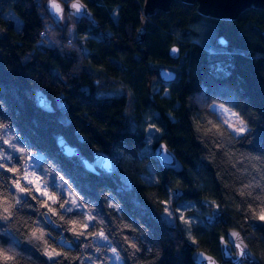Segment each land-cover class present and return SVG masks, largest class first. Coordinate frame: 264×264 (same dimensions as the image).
Here are the masks:
<instances>
[{
  "label": "trees",
  "instance_id": "16d2710c",
  "mask_svg": "<svg viewBox=\"0 0 264 264\" xmlns=\"http://www.w3.org/2000/svg\"><path fill=\"white\" fill-rule=\"evenodd\" d=\"M143 3L90 0L89 8L97 22L83 18L77 23L78 31L90 35L87 46L80 45L75 34L70 37L80 49L78 56L75 50L63 48L64 36L59 46L47 35L36 43L43 20L35 11L39 0H0V119L10 120L21 134L19 142L43 156L37 167L49 160L58 165L75 189L95 202L101 213L105 193L120 200L127 218L148 227L149 239L162 247L159 264H192L191 248L185 242L179 252L174 250L169 233L177 239H182V234L171 223L160 221L144 199L155 190L137 187L132 165L121 167L123 157L118 149L150 161L146 174L139 179L151 186V176L160 174L162 199L170 186L184 192L177 203L216 200L223 205L222 210L211 222L206 217L214 213L201 216L198 231L202 233L201 246L220 260L219 236L246 220V214L236 211L244 198L230 185L241 186L235 180L238 170L243 173L248 169L257 178L264 176V13L246 10L236 20L222 22L198 15L195 5L174 1L169 13L158 11L148 18L144 39L137 42ZM113 9L119 16L112 15ZM8 10L20 17L19 29L12 19L4 18ZM44 14L48 15L46 7ZM55 27L63 31L64 26L55 22ZM218 38L226 41L224 45ZM174 43L180 46L178 59H170L167 54ZM78 58L83 62L77 63ZM161 67L173 70L176 78L172 82L160 80L157 71ZM101 75L131 85L135 94L128 103L129 115L120 106L125 92L115 93L121 99L96 98L99 89L92 85V77ZM201 85L206 86L204 99L219 96L248 114L255 127L249 133L253 137L251 145H237L236 154L227 155L228 149L221 151L211 141L205 142L207 129L188 103V96L200 92ZM166 88L170 90L168 95L163 94ZM112 91L106 89L105 94ZM37 95H42L47 104L40 107ZM169 109L177 122L169 120ZM143 116H150L165 130L163 139L178 154L182 172L164 170L153 158L151 150L162 137L152 132L154 142L146 145ZM60 135L77 149V156L66 157L59 151L56 140ZM94 152L111 157V173L95 175L84 170L79 157L91 161ZM199 184L204 187L197 191ZM248 223L254 227L248 241L251 251L264 264V224Z\"/></svg>",
  "mask_w": 264,
  "mask_h": 264
},
{
  "label": "clouds",
  "instance_id": "9594fccd",
  "mask_svg": "<svg viewBox=\"0 0 264 264\" xmlns=\"http://www.w3.org/2000/svg\"><path fill=\"white\" fill-rule=\"evenodd\" d=\"M89 2L39 0L40 6L35 11L43 20L36 43L47 35L59 46L62 44L60 37L64 36L66 42H63V48L75 50L79 56L80 49L70 37L75 34L80 45L87 46L90 35L86 31H78L75 18L82 19L86 15L93 23L97 22ZM45 7L48 15L44 14ZM112 15L119 16V11L113 9ZM51 17L64 26L63 31L55 27ZM194 42L199 43V40L194 38ZM220 42L226 41L220 38ZM44 43L47 44V41ZM179 52L178 44L170 46L172 55ZM82 62L78 58L77 63ZM61 79L66 81L67 77L61 75ZM92 85L99 89L97 99H121L115 93L125 92L120 106L124 114L129 115L128 103L135 94L130 84L122 79L114 80L108 75H101L92 77ZM205 87L201 85L200 92L188 96L189 109L197 112L203 128L207 129L205 142L211 141L221 151L228 149L227 155L236 154L237 145H251L253 137L249 133L254 132L255 127L254 123H250L248 114L219 96L211 95L204 99ZM106 89L114 91L106 95ZM169 91L166 88L163 94L168 95ZM167 115L173 123L177 122L172 109L168 110ZM142 127L148 145L153 144L148 133L154 132L162 137L158 142L161 153L173 157L178 155L163 139L165 130L150 116H143ZM20 139L21 134L12 122L0 119V264H125L126 259L128 264H159L163 257L162 247L149 239L148 227L127 218L120 200L109 198V194L105 193L102 197L104 211L101 213L95 202L86 200L75 189L58 165L49 160L37 167L33 160L36 150L29 148L27 143H20ZM118 151L123 157L119 163L132 165L130 171L135 176L137 187L155 190L144 199L160 221L165 225L171 222L172 228L182 234V239H177L176 235L169 233L174 240V250L179 252L187 242L191 248L189 255L192 264H221L210 249L201 246L199 237L202 233L198 229L201 216L218 213L223 205L214 199L198 202L187 199L183 203L187 206L177 207L179 197L174 193L183 194L181 189L167 187L162 199L160 174L151 176V186L139 179L140 175L146 174L144 170L150 161H141L135 153L125 149ZM152 166L155 168V164ZM235 180L241 186H230L244 198L236 211L246 214V220L239 227L228 228L226 235L219 236L218 244L225 260L231 261V264H246L252 255L248 241L254 228L248 221L264 224V176L257 178L244 169L243 173L238 170ZM203 187V184L197 185V191ZM246 228L249 229L247 233Z\"/></svg>",
  "mask_w": 264,
  "mask_h": 264
},
{
  "label": "water",
  "instance_id": "95a60500",
  "mask_svg": "<svg viewBox=\"0 0 264 264\" xmlns=\"http://www.w3.org/2000/svg\"><path fill=\"white\" fill-rule=\"evenodd\" d=\"M143 15L140 17V25L136 31V41L142 42L145 36V27L148 18L153 17L158 11L163 13H169L171 4L174 1H180L185 5H195V10L198 15L203 16L208 19H213L217 21H234L246 10H260L264 13V0H143ZM48 13V12H47ZM55 21V17H51ZM91 21L90 17L86 15L83 17ZM82 18V19H83ZM82 19L75 18V22L78 23ZM59 24L58 22H56ZM220 44V38L218 40ZM169 58L178 59L180 53L177 55H172L170 49L167 52ZM159 79L163 82H172L176 78L175 72L169 70L165 67H161L157 71ZM42 95H37V102L40 107H43ZM59 151L66 157L77 156V149L72 147L66 142L63 136H58L56 140ZM152 156L158 162V165L162 169L170 170L174 173L182 172L183 166L181 161L177 157H173L169 154H163L159 151L158 142L154 144L152 149ZM80 164L83 166L84 170L91 172L92 174L98 175L99 173H111L113 170L112 160L109 159V156L103 152H94L92 161H88L85 157H79ZM174 195L180 197L181 193H174ZM226 232L224 235H226ZM219 245V244H218ZM219 255L221 264H231V261L224 259L223 252L219 246ZM192 261V260H191ZM246 264H261L256 254H253L246 261Z\"/></svg>",
  "mask_w": 264,
  "mask_h": 264
},
{
  "label": "rangeland",
  "instance_id": "374dc122",
  "mask_svg": "<svg viewBox=\"0 0 264 264\" xmlns=\"http://www.w3.org/2000/svg\"><path fill=\"white\" fill-rule=\"evenodd\" d=\"M3 16H4V18H6V19H8V18H10V19H12L13 21H14V25H15V27L17 28V29H19V26H20V24H21V19H20V17H17L15 14H14V12L12 11V10H8V11H6V12H4L3 13ZM45 104H47L46 102H45V98L43 99V106L45 105ZM213 111H217L216 109H213ZM219 114V113H218ZM148 136L149 137H151L152 138V140L154 139V136H153V133L152 132H149L148 133ZM145 143H146V145L148 146V144H147V140H146V138H145ZM153 142H154V140H153ZM149 147V146H148ZM152 151V150H151ZM153 152V151H152ZM43 158V156L40 154V153H38L37 152V154L33 157V160H34V164H38L40 161H41V159ZM126 166V164H124V165H121V167H125ZM174 196H176V195H174ZM178 197V196H177ZM184 202H181V201H179L178 203H177V207H184V206H187V205H185V204H183ZM179 211V210H178ZM215 217H216V213H214V214H210L209 216H207L206 218H207V220L209 221V222H211L213 219H215ZM167 218H165V220H166ZM179 222V221H178ZM169 223H171V222H169Z\"/></svg>",
  "mask_w": 264,
  "mask_h": 264
}]
</instances>
